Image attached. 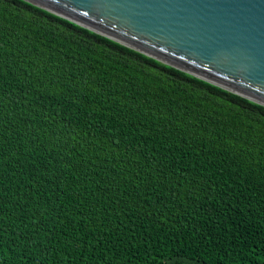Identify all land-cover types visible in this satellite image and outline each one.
I'll use <instances>...</instances> for the list:
<instances>
[{
    "label": "trees",
    "instance_id": "16d2710c",
    "mask_svg": "<svg viewBox=\"0 0 264 264\" xmlns=\"http://www.w3.org/2000/svg\"><path fill=\"white\" fill-rule=\"evenodd\" d=\"M0 264H264V109L0 0Z\"/></svg>",
    "mask_w": 264,
    "mask_h": 264
},
{
    "label": "water",
    "instance_id": "95a60500",
    "mask_svg": "<svg viewBox=\"0 0 264 264\" xmlns=\"http://www.w3.org/2000/svg\"><path fill=\"white\" fill-rule=\"evenodd\" d=\"M264 109V0H20Z\"/></svg>",
    "mask_w": 264,
    "mask_h": 264
}]
</instances>
